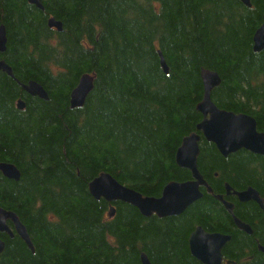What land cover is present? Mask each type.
Listing matches in <instances>:
<instances>
[{"label": "trees", "instance_id": "16d2710c", "mask_svg": "<svg viewBox=\"0 0 264 264\" xmlns=\"http://www.w3.org/2000/svg\"><path fill=\"white\" fill-rule=\"evenodd\" d=\"M0 0L6 50L0 55L13 78L0 72V163L14 165L19 181L0 173V207L27 229L32 253L14 234L0 264H200L189 252L190 234L231 237L223 261L264 264L262 213L254 203L235 216L252 235L237 230L213 195L225 186L255 189L264 199V157L239 151L222 157L201 138L198 170L213 194L177 217L144 218L137 209L96 201L89 184L101 174L143 197L158 198L171 182L191 174L175 163L183 138L202 116V70L219 75L213 104L253 117L264 133V50L253 51L264 0ZM54 19L58 33L47 25ZM162 54L168 68L159 62ZM83 75L93 89L71 109L72 90ZM34 81L48 100L26 94ZM21 100L24 110H18ZM12 228L11 225H9Z\"/></svg>", "mask_w": 264, "mask_h": 264}, {"label": "water", "instance_id": "95a60500", "mask_svg": "<svg viewBox=\"0 0 264 264\" xmlns=\"http://www.w3.org/2000/svg\"><path fill=\"white\" fill-rule=\"evenodd\" d=\"M238 1L247 8L251 7L250 0ZM28 3L39 10H43L40 0H28ZM47 25L59 33L62 31L61 23L56 22L54 19H49ZM252 42L255 53H260L264 50V14L260 27L253 35ZM6 43V30L1 25L0 54L5 52ZM159 62L162 70L167 74L168 68L161 53H159ZM0 72L13 78L11 69L4 61H0ZM200 77L203 86V96L196 110L201 114L202 120L196 127V133L183 138L175 154L176 165L181 169L189 171L191 179L186 182H171L163 188L160 197L153 198L143 197L134 190L121 185L112 176L101 174L89 184L88 191L90 196L96 201L104 200L111 204L108 210L109 218L115 215V208L112 206L115 203L130 205L137 209L144 218L152 216L160 219L177 217L202 198L201 188H204L208 194H213L211 188L198 170L201 138L213 144L218 153L224 158L242 150L264 157V133L257 130L255 119L247 114H235L217 108L211 100V93L221 83L219 75L209 70H202ZM19 85L29 96L37 97L44 101L48 100L47 93L40 84L30 81L26 85ZM92 89L93 77L83 75L70 94V108H81ZM24 107V103L19 100L17 102V109L23 110ZM0 173L4 178L15 182L20 179V173L17 168L9 163H0ZM228 189L226 187L227 191ZM235 195L241 202L253 201L256 203L263 213L264 223V201L256 190L248 188ZM213 198L223 205L239 231L248 235L252 234L250 226L241 222L234 215L231 204L225 202L221 195H213ZM8 223L12 225V230L8 226ZM0 233L7 235L11 239L14 237V234L17 235L26 247L34 253V247L27 229L20 222L18 216L1 207ZM230 241V236L219 233H207L201 227H197L189 236L188 249L190 255L200 264H235L231 261L223 263L222 252ZM4 248L5 243L0 239V255L3 253ZM258 250L264 255L263 246L259 245ZM140 263L151 264L143 253L140 255Z\"/></svg>", "mask_w": 264, "mask_h": 264}, {"label": "flooded vegetation", "instance_id": "af4514ba", "mask_svg": "<svg viewBox=\"0 0 264 264\" xmlns=\"http://www.w3.org/2000/svg\"><path fill=\"white\" fill-rule=\"evenodd\" d=\"M226 187H228V191L226 190ZM250 188V187H249ZM248 189V187L246 188ZM246 189L244 190H241V191H236V190H233L229 185H226L225 186V193L223 195H221L223 197V200L229 204H231L233 206V213H234V209H235V206L236 204L237 205H243V204H247V203H254L253 201H249V202H241L239 201L238 197L235 195L236 193H240L242 191H245ZM260 196V195H259ZM261 198V196H260ZM262 199V198H261ZM264 200V199H263ZM218 202V201H217ZM220 203V202H219ZM221 204V203H220ZM257 207L258 205L256 203H254ZM222 205V204H221ZM223 206V205H222ZM224 208V207H223ZM259 208V207H258ZM225 210V208H224ZM260 210V208H259ZM226 211V210H225ZM261 211V210H260ZM227 212V211H226ZM262 213V211H261ZM229 215V214H228ZM235 215V214H234ZM261 221L263 223V213H262V216H261ZM244 223V222H243ZM246 224V223H245ZM264 224V223H263ZM238 230V229H237ZM244 233V232H243ZM246 234V233H245ZM248 235V234H247ZM252 235V234H251ZM251 235H248V236H251ZM258 248V246H257Z\"/></svg>", "mask_w": 264, "mask_h": 264}]
</instances>
